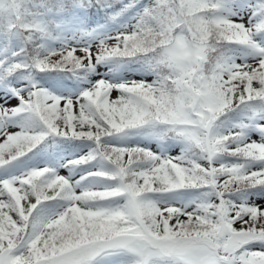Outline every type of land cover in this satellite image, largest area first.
I'll return each mask as SVG.
<instances>
[{
    "label": "snow or ice",
    "instance_id": "snow-or-ice-1",
    "mask_svg": "<svg viewBox=\"0 0 264 264\" xmlns=\"http://www.w3.org/2000/svg\"><path fill=\"white\" fill-rule=\"evenodd\" d=\"M0 264H264V0H0Z\"/></svg>",
    "mask_w": 264,
    "mask_h": 264
}]
</instances>
